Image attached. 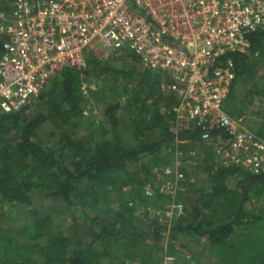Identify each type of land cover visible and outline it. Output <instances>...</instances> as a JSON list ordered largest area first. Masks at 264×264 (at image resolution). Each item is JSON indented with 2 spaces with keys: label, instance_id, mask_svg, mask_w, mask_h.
<instances>
[{
  "label": "trees",
  "instance_id": "obj_1",
  "mask_svg": "<svg viewBox=\"0 0 264 264\" xmlns=\"http://www.w3.org/2000/svg\"><path fill=\"white\" fill-rule=\"evenodd\" d=\"M248 38L249 47L245 52L229 55L234 63L235 80L246 72L251 55L258 52L264 56V27L250 33ZM98 68L96 61H89L85 69L63 68L49 78L29 104L14 112L0 111V207L30 206L35 194L46 192L60 201L57 208L65 209L71 219L68 229L63 230L61 222L51 217V209L31 218L30 229L36 239L33 245L45 264H133L136 261L176 264L175 259L165 262L164 257L166 250H174L181 234L200 245L207 244L218 264H264V216L255 207L252 209L253 199H264V172L253 174L236 165H205L207 183L197 186L189 183L192 187L179 196L183 214L165 224L155 217L148 219V212L138 217L119 197L102 199V190L110 193L120 189L116 176L121 170L145 157L157 164L161 159L158 154L166 146L171 152L175 147H189L197 139L198 129L180 130L179 139L188 141L175 144L170 125L163 123L164 117L156 112L150 116L153 122L147 125L163 124L162 136L138 141L131 147L110 145L107 140L88 146L80 138L55 145L40 136L39 130L46 122L56 131L64 129L69 111L79 108L81 76L87 77ZM111 71L124 76L133 74L131 70ZM151 72L145 68L135 87L144 85L141 93L158 94L171 103L172 96L160 90V78L156 73L155 78L151 77ZM117 106L118 103L108 106L106 111L113 126L118 122L113 113ZM140 109L147 111L144 104ZM6 132L13 139L6 138ZM235 175L239 178L230 187L229 179ZM101 182L111 188L97 190L96 185ZM140 198H143L139 199L141 205L150 203L143 192ZM114 201L118 202L116 207ZM42 238L47 244L40 247L38 242ZM5 258L6 255L0 258V264L6 263ZM30 262L33 260L28 254L7 264Z\"/></svg>",
  "mask_w": 264,
  "mask_h": 264
},
{
  "label": "built area",
  "instance_id": "obj_2",
  "mask_svg": "<svg viewBox=\"0 0 264 264\" xmlns=\"http://www.w3.org/2000/svg\"><path fill=\"white\" fill-rule=\"evenodd\" d=\"M263 27L264 0H0V111L29 104L63 68L85 69L95 44L129 51L172 96L174 143L188 141L180 130L198 129L189 147L171 152L156 183L142 188L170 223L184 212L182 165L191 173L207 164L197 146L210 148L219 165L264 172V138L224 106L235 80L229 55L245 52L249 34Z\"/></svg>",
  "mask_w": 264,
  "mask_h": 264
},
{
  "label": "rangeland",
  "instance_id": "obj_3",
  "mask_svg": "<svg viewBox=\"0 0 264 264\" xmlns=\"http://www.w3.org/2000/svg\"><path fill=\"white\" fill-rule=\"evenodd\" d=\"M89 61L98 62L99 68L87 77L81 76L78 95L79 108L69 111L68 123L64 129L56 131L51 123L46 122L39 130L40 136L46 142L55 145L66 143L69 139L80 138L88 146L95 142L100 145L103 143L102 140H107L110 145L116 144L123 147L134 146L138 141L160 138L163 134V124L156 127L153 125L148 126L147 123L150 122L149 124H151L153 122L150 116L157 112L164 117L162 119L163 123L170 124L168 115L170 102L162 96L158 97V94L146 96V94L141 93L140 90L144 88V85L135 87L138 80L142 78L143 71H145L140 61L135 59L132 53L127 50L109 51L96 44L88 51L87 64ZM111 69L131 70L133 74L124 76L112 72ZM155 73L157 78L161 77L156 71L151 72V77L155 78ZM150 80H147L146 84H149ZM116 103H118V106L113 110V113L118 122L113 126L106 117V111L108 106ZM142 104L145 105L147 111H141ZM224 106L227 112H231V116L241 118L246 127L264 138L263 55L258 52L251 55L246 72L234 81L232 89L225 99ZM138 119L143 121L139 123L136 121ZM141 127H144V129L140 130ZM5 137L9 140L10 138L13 139L12 134L7 135V132ZM11 141L16 143L15 140ZM197 147H199L201 158L204 154L208 155L207 164L203 162L200 168L192 170L191 173L189 172V165H182L181 168L185 169L184 171L187 173L186 179L179 182V196L181 192L185 193L192 187L189 183H194L195 186L207 183L205 180L208 179V171L204 169V166L213 167L217 164L210 148H203L201 145ZM170 154L171 149L166 146L158 154L161 159L157 164H153L150 157H145L136 164L129 165L125 170H121L116 176V183L121 184L120 189L117 192L111 190L110 193L103 192L100 189L102 190L100 193L102 199L111 196L114 199L119 197L130 208L132 207L133 213L138 217H142L141 213L148 212V219L155 217L161 224L167 223L169 217L163 212L164 208H159L157 203L151 205L152 201L149 204L151 206L146 208L148 203L146 206L141 205L139 199L143 200V198H140L143 186H152L160 178V172L168 162ZM238 178V175L231 177L229 186L233 187L232 185ZM137 181H139L138 184H136ZM103 184L105 182L96 185V189L98 190L101 187L111 188L108 184L107 186ZM252 201H254L252 209L256 208L264 216V199L257 198ZM113 203L114 207L118 204L117 201ZM249 204V207H251V203ZM59 205L60 201L56 198L47 195L46 192H41L33 196L30 206L6 204L0 207V258L6 255V263L2 264L21 259V257H26L28 254H31L33 260L29 264H45L42 260L43 256L37 252L38 248L33 245L36 239L34 240L35 236L31 232L29 222L32 217L44 215L46 210L51 209V217L59 223L61 222L63 230H67L71 219L65 209L57 208ZM105 205L103 204V208H105ZM144 221L147 222L145 218ZM7 240L11 242H6ZM43 241L44 238L39 239L40 247L44 246ZM29 246L31 247L28 248ZM165 254L174 256L176 264H218L219 262L207 244L200 245L198 241L185 234L180 235L174 250H166ZM136 262L132 263L141 264L140 261Z\"/></svg>",
  "mask_w": 264,
  "mask_h": 264
},
{
  "label": "crops",
  "instance_id": "obj_4",
  "mask_svg": "<svg viewBox=\"0 0 264 264\" xmlns=\"http://www.w3.org/2000/svg\"><path fill=\"white\" fill-rule=\"evenodd\" d=\"M258 135H260V134H258ZM260 136H261V135H260ZM45 244H47V242H44V245H45Z\"/></svg>",
  "mask_w": 264,
  "mask_h": 264
}]
</instances>
